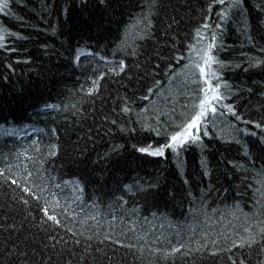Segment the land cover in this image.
Returning <instances> with one entry per match:
<instances>
[{
    "label": "trees",
    "instance_id": "obj_1",
    "mask_svg": "<svg viewBox=\"0 0 264 264\" xmlns=\"http://www.w3.org/2000/svg\"><path fill=\"white\" fill-rule=\"evenodd\" d=\"M0 30V264H264L261 0H8ZM213 33L241 119L137 151L191 115Z\"/></svg>",
    "mask_w": 264,
    "mask_h": 264
},
{
    "label": "snow or ice",
    "instance_id": "obj_2",
    "mask_svg": "<svg viewBox=\"0 0 264 264\" xmlns=\"http://www.w3.org/2000/svg\"><path fill=\"white\" fill-rule=\"evenodd\" d=\"M218 3L223 4L225 0H217ZM232 7L238 9L240 7V0H230ZM261 3L264 4V0H261ZM8 7V0H0V13L4 12ZM205 28H208V25H204ZM219 27V25H217ZM6 35H13L5 33L0 30V48H4ZM197 37L199 41H203L204 35L197 30ZM198 41V42H199ZM217 35L213 33L211 35V42L204 44L203 47L198 49L194 48V52L198 54L199 59L195 60L191 67L196 69V72L193 75H196L197 80L193 81L198 83L197 92L200 93L198 103L192 105L193 111L190 116H187L185 122L176 126L174 130L167 138L166 142L158 147L153 148L149 145L146 148H139L137 151L141 153H146L153 157H164L166 151H171L176 154L179 158L181 151L185 150L187 147L192 145H202L203 137L209 136L208 124L215 120L218 115H223L224 113L220 112V108H224L228 113H231L236 117L237 120L241 119L230 105L224 104L226 96L229 95L226 90L228 89L227 84H221L220 77L217 75V70H214L213 65H219L220 68H223V64L218 61L214 54L213 49L217 47L216 44ZM79 59V57H77ZM264 63V62H261ZM185 67H189L186 65ZM124 70L123 61L120 62V71ZM202 81V83H200ZM215 81V83H213ZM93 83H96L95 81ZM224 88L225 91H221V88ZM91 94V91L89 92ZM147 97H145L146 99ZM49 107H55L50 105ZM124 111H128L127 108ZM256 127H260L259 124ZM201 133L203 135H201ZM255 135V133H251ZM55 154V152L51 153ZM12 183H16L15 180ZM25 191H28L25 189ZM47 215L48 220L53 221L54 223H59L57 218L54 215H48V210L43 209ZM261 239H264V228L260 230ZM256 243L255 237L250 238L247 241L248 246ZM234 247H244L245 243L242 242L239 245L233 244ZM179 249H174L178 251Z\"/></svg>",
    "mask_w": 264,
    "mask_h": 264
}]
</instances>
